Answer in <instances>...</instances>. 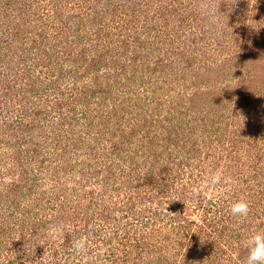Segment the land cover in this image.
Listing matches in <instances>:
<instances>
[{
  "label": "rangeland",
  "instance_id": "obj_1",
  "mask_svg": "<svg viewBox=\"0 0 264 264\" xmlns=\"http://www.w3.org/2000/svg\"><path fill=\"white\" fill-rule=\"evenodd\" d=\"M224 3L212 28L196 0H0V264H85L80 237L87 264H241L264 0ZM210 169L232 183L197 191Z\"/></svg>",
  "mask_w": 264,
  "mask_h": 264
},
{
  "label": "clouds",
  "instance_id": "obj_2",
  "mask_svg": "<svg viewBox=\"0 0 264 264\" xmlns=\"http://www.w3.org/2000/svg\"><path fill=\"white\" fill-rule=\"evenodd\" d=\"M225 4L224 0H196V7L199 9L203 17L209 22L212 28H216L221 24L223 13L220 11L221 5ZM226 181L232 183L230 177H223L215 170H209L208 174L203 178L199 188H216L218 185ZM249 203L241 198L233 202L230 206V212L234 217L246 219L249 215ZM175 215L176 213H171ZM60 230L54 228L53 235H60ZM73 252L79 255L87 264L88 260V242L86 237L75 239L72 244ZM247 251V255L241 261V264H264V231L257 230L250 234L243 244ZM103 252H97V259L102 258Z\"/></svg>",
  "mask_w": 264,
  "mask_h": 264
}]
</instances>
